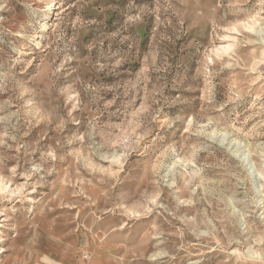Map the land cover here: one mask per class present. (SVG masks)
Wrapping results in <instances>:
<instances>
[{
	"label": "rangeland",
	"instance_id": "1",
	"mask_svg": "<svg viewBox=\"0 0 264 264\" xmlns=\"http://www.w3.org/2000/svg\"><path fill=\"white\" fill-rule=\"evenodd\" d=\"M0 264H264V0H0Z\"/></svg>",
	"mask_w": 264,
	"mask_h": 264
}]
</instances>
